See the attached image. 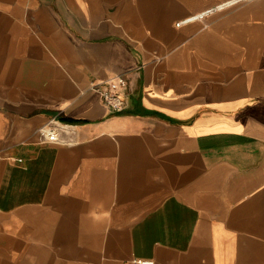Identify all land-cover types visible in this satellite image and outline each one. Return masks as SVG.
I'll list each match as a JSON object with an SVG mask.
<instances>
[{
	"label": "crops",
	"instance_id": "crops-1",
	"mask_svg": "<svg viewBox=\"0 0 264 264\" xmlns=\"http://www.w3.org/2000/svg\"><path fill=\"white\" fill-rule=\"evenodd\" d=\"M134 256L264 264V0H0V264Z\"/></svg>",
	"mask_w": 264,
	"mask_h": 264
},
{
	"label": "built area",
	"instance_id": "built-area-1",
	"mask_svg": "<svg viewBox=\"0 0 264 264\" xmlns=\"http://www.w3.org/2000/svg\"><path fill=\"white\" fill-rule=\"evenodd\" d=\"M127 82L124 73H119L112 78L101 80L94 88L100 91L104 104L111 112H119L125 108L126 99L122 92ZM69 127L68 124L50 119L39 128V137L42 142L63 141V132ZM132 264H155L152 258L134 256Z\"/></svg>",
	"mask_w": 264,
	"mask_h": 264
}]
</instances>
